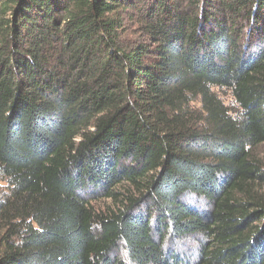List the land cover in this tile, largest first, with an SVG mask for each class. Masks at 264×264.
<instances>
[{"label":"trees","instance_id":"obj_1","mask_svg":"<svg viewBox=\"0 0 264 264\" xmlns=\"http://www.w3.org/2000/svg\"><path fill=\"white\" fill-rule=\"evenodd\" d=\"M263 144L264 0H0V264H264Z\"/></svg>","mask_w":264,"mask_h":264},{"label":"rangeland","instance_id":"obj_2","mask_svg":"<svg viewBox=\"0 0 264 264\" xmlns=\"http://www.w3.org/2000/svg\"><path fill=\"white\" fill-rule=\"evenodd\" d=\"M220 98L227 104L229 108H234L226 92H221ZM256 155L258 159L261 161V163L263 164V172H264V144L257 149ZM190 200H191V203L196 206V208H201L202 206H204V204L200 200H197L194 198ZM92 205L97 211H102L105 209L107 205H109V203L104 200H99V201H94ZM163 250L167 256L171 257L172 255H177L184 262L186 261L194 262L196 253L198 250V239L189 238L187 240L178 242L170 237H167L163 245ZM117 256L125 264H129L127 257L122 248H119Z\"/></svg>","mask_w":264,"mask_h":264}]
</instances>
